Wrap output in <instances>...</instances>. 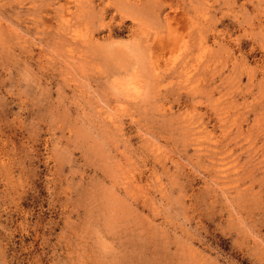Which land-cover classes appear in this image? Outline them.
Masks as SVG:
<instances>
[{
  "label": "rangeland",
  "instance_id": "rangeland-1",
  "mask_svg": "<svg viewBox=\"0 0 264 264\" xmlns=\"http://www.w3.org/2000/svg\"><path fill=\"white\" fill-rule=\"evenodd\" d=\"M0 264H264V0H0Z\"/></svg>",
  "mask_w": 264,
  "mask_h": 264
}]
</instances>
